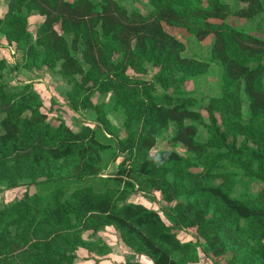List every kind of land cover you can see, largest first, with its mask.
I'll return each mask as SVG.
<instances>
[{"label":"trees","instance_id":"1","mask_svg":"<svg viewBox=\"0 0 264 264\" xmlns=\"http://www.w3.org/2000/svg\"><path fill=\"white\" fill-rule=\"evenodd\" d=\"M236 2L148 0L145 14L121 0L0 5V190L19 193L0 203V264H74L79 253L108 263L101 229L135 256L124 264H199V248L215 264H264V34L228 23L263 20L264 0ZM162 22L211 37L207 102L185 84L197 87L209 63L184 56ZM33 71L65 81L92 126L46 122L34 85L11 86ZM107 93L112 105L93 104ZM157 140L169 148L152 152Z\"/></svg>","mask_w":264,"mask_h":264},{"label":"rangeland","instance_id":"2","mask_svg":"<svg viewBox=\"0 0 264 264\" xmlns=\"http://www.w3.org/2000/svg\"><path fill=\"white\" fill-rule=\"evenodd\" d=\"M6 0H0V5H3V2ZM148 0H121V3L124 7L127 8V10L130 12L133 8H137L140 10L142 14L147 13L150 9L147 5ZM227 4H229L231 10H234L235 7H243L244 5L241 3H233L234 0H225ZM0 7V13L4 12V8ZM41 20H35L31 19L29 23V30L34 34L36 31L37 26L40 25ZM228 23L232 25L233 27L237 28H254L252 29V34L261 36V34H264V19L261 20L260 17H254L251 20H244L237 17H230L228 20ZM163 29L168 32L170 35L175 37L176 39L182 41L186 45V50L184 51L183 55L189 58L194 59H201L205 63L208 64V75L204 76L203 78H199L197 87L194 83L188 82L185 84V88L187 90H192L195 96L202 97L204 99V102H207V98L210 95H216L217 93V82L215 80L216 77H212L211 73H213L217 67L216 62L210 60V52H209V46L211 37L206 38L203 41H199L194 39L193 37H190L189 34L182 28H172L168 26L165 22H162ZM0 43H5V40L3 38L0 39ZM133 44V42H131ZM4 46V45H2ZM83 43L80 42L78 45V49L73 52V56H75L80 63L85 66L84 60H83ZM14 50V49H13ZM7 48H0V56L6 57L7 56ZM118 56V55H116ZM15 54L11 58V61L13 63ZM10 59V58H9ZM10 61V62H11ZM27 73V72H26ZM128 73H131L128 71ZM29 83L31 82L34 85L35 92L38 95L39 101L42 104V113L47 116L46 122H48L50 125L55 126L59 122L64 121L73 131H77L80 129L81 126L84 124L89 125L90 127L92 124L90 122L92 121V117L89 113L86 111H75L74 109L69 106V103L65 99V91L69 88V86L65 83V81L61 79H57L56 77L49 76L45 72H28L27 76H24L22 74H16L14 77V81L11 83V86L19 87L23 84V82ZM200 84V85H199ZM114 101V95L113 93H107L103 95L95 94L92 97L93 104L104 102L108 105H112ZM244 111H246V102H244ZM204 113V111H202ZM110 120L112 124L117 128L121 125L120 121L116 118V115L110 114ZM206 117V116H204ZM125 133L120 129L119 135L120 138H123ZM164 148H169V145L165 141L157 140L155 147L152 149V152L161 150ZM177 150L180 152H183V149L181 147H177ZM258 186H253L251 188L252 191H255ZM32 192L36 191V188H31ZM18 190L14 191H1L0 190V203L6 204L13 201L15 197H18L19 193H17ZM149 199V200H147ZM141 197V202L143 205L147 207H152L155 210H157L156 205H152L151 199L152 197ZM165 219V218H164ZM166 220V219H165ZM172 222V220L170 219ZM167 222V220H166ZM104 232L103 234V242H106L108 246L113 247L111 253L109 254L110 261L107 263V258L105 257L104 260L98 264H124V263H133L135 260V256L132 254L129 255L131 252L128 251L126 248L121 245V243L118 241V236L114 230L107 229V232H105L103 229H101L99 232ZM182 236V235H181ZM199 256H200V263L199 264H215L213 263V260L204 255V253L201 251V248H199ZM130 252V253H129ZM79 257H76V260L74 261V264H93V262H86L84 259H82V255L79 253ZM221 263V260H218ZM86 262V263H85Z\"/></svg>","mask_w":264,"mask_h":264},{"label":"crops","instance_id":"3","mask_svg":"<svg viewBox=\"0 0 264 264\" xmlns=\"http://www.w3.org/2000/svg\"><path fill=\"white\" fill-rule=\"evenodd\" d=\"M129 255H131V254H129ZM134 262V261H133ZM129 263H131V262H129Z\"/></svg>","mask_w":264,"mask_h":264},{"label":"built area","instance_id":"4","mask_svg":"<svg viewBox=\"0 0 264 264\" xmlns=\"http://www.w3.org/2000/svg\"><path fill=\"white\" fill-rule=\"evenodd\" d=\"M11 53L13 54V51Z\"/></svg>","mask_w":264,"mask_h":264}]
</instances>
